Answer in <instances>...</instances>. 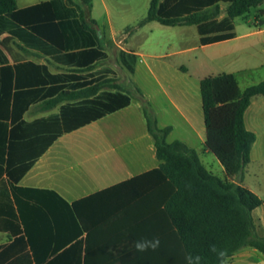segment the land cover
I'll return each mask as SVG.
<instances>
[{
  "label": "trees",
  "instance_id": "16d2710c",
  "mask_svg": "<svg viewBox=\"0 0 264 264\" xmlns=\"http://www.w3.org/2000/svg\"><path fill=\"white\" fill-rule=\"evenodd\" d=\"M220 3L227 6L225 17L218 21ZM263 3L151 0L146 16L126 30L149 22L169 27L196 26L200 43L205 45L233 38L232 20ZM91 8V0H51L24 9L17 8L16 0H0V34L15 38L23 50H38L59 64L91 70L107 57L100 42L102 34L90 17ZM118 61L133 72L134 56L119 52ZM0 62L6 63L1 50ZM23 66L35 71H17L19 65L0 69V121L17 122L10 135L34 131L39 125L52 130L58 123V130L49 137L50 144L62 134L63 118L66 132L73 125L63 116L65 109H75L71 105L62 107L59 116L23 122L22 114L35 101L31 96L17 105L25 87L50 86L47 94L61 91L51 105L63 98L85 99L80 107L98 108L89 116L91 119L124 108L131 100V95L117 84L115 73L108 69L52 75L45 66ZM25 72L32 75L30 83L20 80ZM137 94L160 161L156 169L69 204L52 190L15 185L38 155L3 157L6 173L11 176V171L15 172L14 182L7 183L6 195L15 213L14 241H22L32 250L31 255L26 253L27 264H34L50 251L51 261L43 264H75L80 259L81 264H186L188 254L200 256L201 264H219L216 254L210 251L211 245L226 250L227 260L243 248L255 249L264 256V237L257 235L252 216L262 201L247 188L229 181L233 177L241 181L250 163L256 136L245 128L244 113L253 97L264 95V80L244 90L233 74L208 76L200 81L203 146L223 167L225 179L209 172L184 143H168L171 127L159 128L149 104L139 91ZM84 109L77 111H91ZM153 237L160 239L156 251H135L137 240ZM39 247L45 253L42 257L37 254ZM100 257H107L109 262H96ZM17 264H23V260L18 259Z\"/></svg>",
  "mask_w": 264,
  "mask_h": 264
},
{
  "label": "crops",
  "instance_id": "0c3cea01",
  "mask_svg": "<svg viewBox=\"0 0 264 264\" xmlns=\"http://www.w3.org/2000/svg\"><path fill=\"white\" fill-rule=\"evenodd\" d=\"M48 1L51 0H22L21 3L16 0V4L18 9H24ZM98 1L104 16L96 15V2L91 0L90 17L102 34L100 42L107 57L91 70L59 64L38 50H23L22 44L15 38L5 32L0 34V50L6 59V63L0 62V69L19 65L17 71H35L32 67L23 66L26 63L45 66L52 75L65 74L67 71L108 69L115 73L120 88L131 95L128 106L91 119L89 116L98 108L88 105L80 107L83 103L81 101L85 99L68 101L63 98L51 105L53 100L59 98L61 91L55 90L47 94L50 86L21 89L23 94L17 105H21L31 96L35 98L21 117L27 124L50 116H59L65 105H71L75 109H65L63 113L67 122L73 124L71 130L65 131L63 118L62 134L50 144L49 137L58 130V123L52 130L44 127L45 125H39L34 131L10 135L9 131L17 122L0 121V264H17L20 258L23 264H27L26 253L32 254L29 246H25L22 241H14L17 226L6 189L7 183L14 182L12 177L15 172L12 170L11 176L6 173L3 157L5 159L8 154L38 155L15 185L52 190L69 204L156 169L160 161L156 158L154 143L148 134L142 107L137 99L139 91L153 111L157 126L171 127L167 142L184 143L195 151L209 172L214 175L219 172L222 177L217 176L225 179L224 169L218 161V167L215 169L202 158L210 153L203 146L205 129L200 81L208 76L233 74L241 90L263 81L259 76L264 73V21L246 19V15L235 18L232 20L233 38L202 45L196 26L169 27L158 22H149L140 28L127 31L126 29L135 27L146 14H134L135 9L131 1L123 5L115 0H112V3ZM219 6L222 12L218 21L225 17L224 10L227 5L220 3ZM162 27L180 30H186L188 27L198 35V44L195 47L180 49V52L189 51L194 54L186 56L185 65L174 66L175 71H169L160 60L166 58L165 52L171 48V44H175L176 40L181 42V38L159 37L156 33L164 30ZM110 52L117 55V60L119 52L135 57L133 72L127 71L129 80L126 81V76L121 75L124 77V84L121 83L120 75L108 65L111 60ZM145 58L153 61L152 64H144L139 68L138 63L143 62ZM257 76L258 80H255ZM20 80L30 83L31 73H23ZM82 108L91 111H77ZM244 126L256 136L250 151V163L246 166L241 181L237 177L229 181L247 188L262 201V204L253 210L252 216L257 235L264 237V95L252 98L244 113ZM37 251L40 257L45 254L40 247ZM45 255L34 264L50 262L51 251ZM107 261L109 262L107 257H100L96 262ZM227 261L228 264H264V256L255 249L243 248ZM74 263L81 264V259Z\"/></svg>",
  "mask_w": 264,
  "mask_h": 264
},
{
  "label": "rangeland",
  "instance_id": "374dc122",
  "mask_svg": "<svg viewBox=\"0 0 264 264\" xmlns=\"http://www.w3.org/2000/svg\"><path fill=\"white\" fill-rule=\"evenodd\" d=\"M19 3L22 2V0H18ZM37 0H31V2H36ZM106 2H110L112 3V0H105ZM117 1V3L119 4H127L130 1L133 2L134 5V14H141L142 12L144 14H146L147 12V8H148V4L150 0H115ZM96 2V15H100V16H104V11L103 8L100 4V1L95 0ZM224 10V8H223ZM246 19H252L258 22H263L264 21V4L253 8L250 10L249 13L246 14L245 16ZM164 30H161L159 33H156V35H158L161 38H167V37H174V38H181V42L180 40H176L175 44H171V48L168 49L165 53L167 54L166 58L160 60L161 62L165 63V66L168 68L169 71H175L173 69L174 66L177 65H181V64H186V56L190 57L194 54V52H189L187 51V53H183L180 52V49H186V48H193L198 44V35L196 33V31L192 30V28H185L186 30H180L179 28H163ZM110 57L111 60L108 61V65L118 74L120 75V80L122 84H124V77H122L121 75L126 76V81L129 80V76H128V72L126 69H124L120 62L117 60V55L116 54H112L110 52ZM153 61H151L148 58H145L143 60V62L141 61V63H138V67H143L144 64H152ZM260 75V74H259ZM261 80H264V73L261 74ZM255 80H258V76L255 77ZM175 137V136H173ZM202 158H204L205 162H209V164L213 165V168H217L218 166V162L217 160L211 155V154H205L204 156H202ZM218 176L222 175L217 172L215 173ZM216 175V176H217ZM264 183V180H263Z\"/></svg>",
  "mask_w": 264,
  "mask_h": 264
},
{
  "label": "clouds",
  "instance_id": "9594fccd",
  "mask_svg": "<svg viewBox=\"0 0 264 264\" xmlns=\"http://www.w3.org/2000/svg\"><path fill=\"white\" fill-rule=\"evenodd\" d=\"M133 247L138 253H144L149 250L156 251L160 247V239L159 237H153L151 239L142 238L137 240ZM210 251L216 254L219 264H228L226 250L218 249L216 245H211ZM201 260L202 258L198 255L193 256L192 254H188L185 256L186 264H201Z\"/></svg>",
  "mask_w": 264,
  "mask_h": 264
}]
</instances>
